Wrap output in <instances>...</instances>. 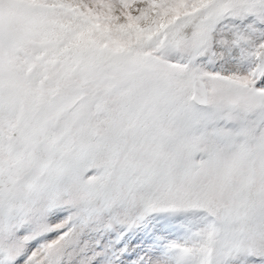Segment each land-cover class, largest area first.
I'll return each mask as SVG.
<instances>
[{"label":"snow or ice","instance_id":"snow-or-ice-1","mask_svg":"<svg viewBox=\"0 0 264 264\" xmlns=\"http://www.w3.org/2000/svg\"><path fill=\"white\" fill-rule=\"evenodd\" d=\"M0 264H264V0H0Z\"/></svg>","mask_w":264,"mask_h":264}]
</instances>
